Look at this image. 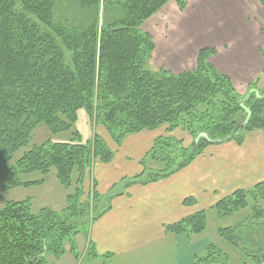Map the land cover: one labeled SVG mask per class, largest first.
Masks as SVG:
<instances>
[{
    "label": "trees",
    "instance_id": "16d2710c",
    "mask_svg": "<svg viewBox=\"0 0 264 264\" xmlns=\"http://www.w3.org/2000/svg\"><path fill=\"white\" fill-rule=\"evenodd\" d=\"M170 1L180 12L185 10V0H0V191L40 187L43 178L25 177L46 176L51 170L66 191L64 208L58 212L47 207L34 211L29 198L7 202L0 209V264H50L48 256H64L66 244L77 258L73 239L110 210L112 196H101L95 181L86 194L84 190L95 161L108 164L114 157L95 133L86 143L72 133L66 142L33 146L12 163L39 125L52 135L68 133L83 110L116 147L127 136L165 126L168 137L156 138L144 158L158 169L146 173L141 160L142 173L126 180V189L168 178L210 145L241 146L247 134L256 130L264 134V91L250 85L245 95H239L231 79L208 61L215 56L214 49L200 50L190 71L148 69L154 43L141 26ZM60 2L78 5V25L54 21ZM260 4L264 6V0ZM176 131L192 138L189 147L172 135ZM263 201L264 184H258L234 192L213 209L218 219L248 211L249 220L260 221ZM245 227L217 228V234L229 246L247 251L241 252L245 259L261 264L264 235H256L261 240L256 247L239 248ZM205 229L204 211L165 227L168 234L186 237ZM86 253L98 258L90 246ZM228 259L210 244L192 264H228Z\"/></svg>",
    "mask_w": 264,
    "mask_h": 264
},
{
    "label": "crops",
    "instance_id": "0c3cea01",
    "mask_svg": "<svg viewBox=\"0 0 264 264\" xmlns=\"http://www.w3.org/2000/svg\"><path fill=\"white\" fill-rule=\"evenodd\" d=\"M185 1L183 12L170 1L141 26L154 43L149 60L154 70L178 74L194 69L198 52L210 48L207 38L213 36L219 50L214 49L216 54L210 63L228 76L233 86L235 80H241L248 88L258 50L261 55V47L254 43L264 32L256 25L255 13L264 7L260 0ZM98 132L114 157L108 164L95 161L86 175L84 190L88 191L90 182L95 181L96 191L112 198L108 202L110 210L92 223L88 236L80 240V245L93 248L98 258L86 254L75 258L66 252L64 256L69 259L61 264H192L193 257L203 254L210 245L198 242L204 232L186 237L168 234L165 227L201 211L206 213L207 222L209 215H216L213 208L218 201L238 190L264 184V134L260 130L247 134L241 146L234 142L210 145L168 178L127 189L126 180L142 173L139 163L159 137L157 130L127 136L120 147L114 146L99 127ZM65 196L63 191L62 198ZM187 199L194 203L185 205Z\"/></svg>",
    "mask_w": 264,
    "mask_h": 264
},
{
    "label": "rangeland",
    "instance_id": "374dc122",
    "mask_svg": "<svg viewBox=\"0 0 264 264\" xmlns=\"http://www.w3.org/2000/svg\"><path fill=\"white\" fill-rule=\"evenodd\" d=\"M112 1H123V0H112ZM256 14V22H257V27L262 28L264 30V7L261 8V10L258 9V13ZM80 15H81V10L79 9L77 4H65V3H57L55 6L54 10V21L56 23L58 22H66L72 25H78L80 22ZM255 17V16H254ZM242 26V25H240ZM264 37V36H263ZM261 38L260 36H257V38L254 39V43L256 45H259L261 47V51H264V38ZM253 41V39H252ZM207 42L209 45V49H218V40L213 37L209 36L207 38ZM233 46H231L230 49H232ZM258 55L257 60L253 62V70L249 74V79L247 82L251 86H255L257 90H264V58H261V55L259 53V50L257 51ZM212 60V56L209 57L208 61L210 62ZM217 63L216 60H213V64ZM148 69L150 71H154V67L152 63L147 64ZM235 85L234 88L235 90L239 93V95H245L247 92V86L239 80H235ZM249 85V86H250ZM248 86V87H249ZM78 120L77 122L73 125L72 130L68 133H62L58 135H52L47 128L44 125H39L35 131L32 133V138L30 140L29 145L25 149L19 150L13 157L12 163L17 161L27 150H29L33 146L41 145L46 142L50 143H58V142H66L69 140V138H72V133H78L80 140L83 143H86L90 141L96 133L99 135L100 133L98 132V127L99 129H102L100 126H95L93 121L88 120V116L85 113V111L80 110L78 112ZM166 127H160L157 129L156 134L159 135V137H168V134L165 132ZM103 130V129H102ZM175 138L178 140L183 141V147H189L192 143V138L188 136L186 133L182 131H176L175 133L172 134ZM100 136H102L100 134ZM78 137V139H79ZM103 137V136H102ZM144 166L146 168V173L150 172V170H154L155 172L159 165L147 161L144 159ZM44 179L46 184L44 187H32L30 189H14L11 191L7 192H1L0 191V209L7 203V202H20L24 201L27 198L31 199L33 201V209L34 211H38L40 208H50L55 211H60L64 208L65 205V199L62 198V193L64 189L58 184L56 178H55V173L53 170L46 175L42 176L38 173L29 175L25 177L26 180L30 181H36L40 179ZM89 184V188H90ZM89 188L87 190H89ZM121 188V185L118 187V189ZM85 190V194H86ZM85 197V196H84ZM84 199V198H83ZM261 207L264 210V201L261 203ZM249 214L250 212L244 211L235 214L234 216L226 217V218H221L218 219L216 215H209L207 218L206 222V230L204 233L199 237L198 242H209V244L215 245L217 248H219L224 254H227L229 256L228 259V264H240V260L245 261L247 264H254L256 263V260H252L250 258L245 259V256L242 255V253H245L247 251L245 250H239L237 248L229 246L222 238H220L217 234V228H229V227H236L237 225L244 224L248 228L245 227L243 234L244 238L243 241L239 242V248L243 249H248V247L254 248L256 247L258 241L261 242L260 239L256 237V235H261L259 238H262V235H264V219L258 221L254 219L249 220ZM88 227L84 226L81 229V232L79 235H77L73 239V245L75 247V253L76 257H79V255H88L86 253L88 249V245H86L84 248L82 245H80V240L81 237L85 236L87 237V231ZM256 234H253V233ZM254 235V236H253ZM87 242V241H86ZM87 247V248H86ZM65 250L66 252H70V246L69 244L65 245ZM82 250V251H81ZM84 250V251H83ZM257 251V250H255ZM81 252V253H80ZM84 252V253H83ZM242 252V253H241ZM204 254V253H203ZM203 254H200L199 256H202ZM68 256H62L59 259L53 257V256H48L47 261L50 264H61L63 261H67ZM250 260V261H249ZM252 261V262H251ZM254 262V263H253ZM261 264H264V259L261 260Z\"/></svg>",
    "mask_w": 264,
    "mask_h": 264
}]
</instances>
